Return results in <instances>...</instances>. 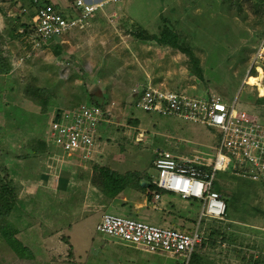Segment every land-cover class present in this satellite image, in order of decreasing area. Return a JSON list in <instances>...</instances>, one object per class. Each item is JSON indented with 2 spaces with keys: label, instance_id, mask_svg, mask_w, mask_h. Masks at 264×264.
Here are the masks:
<instances>
[{
  "label": "rangeland",
  "instance_id": "374dc122",
  "mask_svg": "<svg viewBox=\"0 0 264 264\" xmlns=\"http://www.w3.org/2000/svg\"><path fill=\"white\" fill-rule=\"evenodd\" d=\"M18 2L0 0V11L5 18L3 34L0 35V56L9 57L13 64L11 71L0 74V135L5 140L25 146L24 153L30 151L33 145L38 148V145L34 140L29 141L32 136L30 133L22 136L14 130L7 137L4 124L7 117L18 121L21 113V116L27 113V120L35 119L34 125L39 127L45 124L53 110L73 108L80 103L89 104L91 97L95 96L102 99L101 105L111 102L113 106L109 121L102 122L107 126L101 139L104 150L92 162L114 167L118 172L140 170L149 177H156L157 172L152 164L154 149H166L179 154H191L194 151L213 154L212 147L218 143L219 138L215 128L174 116L146 112L133 106L130 89L133 83L142 79L143 68L151 75L162 73L164 78L161 81L167 88L186 90L197 96L220 93L228 102L235 101L236 108L246 112L254 111L264 118V101H258V95L263 96L264 89L260 90L259 84V93L256 95L255 86L249 85L259 83L256 78H250L248 84L242 83L264 31V0H201L198 11L186 12L187 16L183 18L184 29L189 32L179 35L187 37L189 41L186 43L199 58L202 79L190 72L189 59L184 53L174 48L155 50L156 43L145 39L149 41L147 49L134 47L133 42L137 36L133 30L126 25H116L115 29L111 22L105 21V18L100 20L98 16L89 20L87 29L73 30L65 34L62 41L49 40L41 45L39 51L32 52L28 38H21L20 32H17L20 22L9 21L12 17L6 14L11 11L14 16L19 15L21 2L27 3L28 0H20V5ZM59 4H64V0H60ZM22 57L24 59L21 60ZM63 61H68L69 65H63ZM37 87L46 88L50 94L46 111L42 113L39 105L25 93L28 88L29 94H33V89ZM32 131L36 132V129ZM138 134H142V140H136ZM25 142L30 144L24 145ZM36 164L31 165L29 170L33 171L34 168L33 172H36ZM215 184L229 204L227 222L238 229L232 231L228 229L227 223L204 220L202 228L210 240L198 246L201 255L199 264H252L255 259L264 264L260 230L254 228L262 212L261 198L258 202L255 192L258 189L264 191V184L219 171L215 174ZM129 189L136 197L144 193L136 187ZM43 194L42 197L48 202L49 194ZM166 198L177 200L171 193H166ZM26 204V209L24 205L14 208L12 217L17 219V216L20 218L23 215L35 223L36 220L30 214L32 204ZM74 207L82 208V205ZM117 207L126 209V205L120 201L102 207L83 206L84 217H88V220L68 233L70 244L64 234L57 233L58 245L54 244L53 255L37 251L33 260L20 259L0 239V246L3 244L6 248L0 249V264H77L76 261L72 263L68 260L66 252H71L70 245L77 255L89 254L102 236L93 225L105 212L119 213ZM197 208L195 203L188 204L184 208L175 209L172 214L188 226L183 229L189 230L196 223ZM152 211L149 209V212ZM55 219L58 220V216ZM45 231L50 232L49 229ZM117 241L106 236L101 240L107 253L118 249L127 250L124 252L133 254L136 264H173V260L165 253L142 254V258H139V252L134 247L123 244L121 240Z\"/></svg>",
  "mask_w": 264,
  "mask_h": 264
},
{
  "label": "built area",
  "instance_id": "2783aa9c",
  "mask_svg": "<svg viewBox=\"0 0 264 264\" xmlns=\"http://www.w3.org/2000/svg\"><path fill=\"white\" fill-rule=\"evenodd\" d=\"M33 3L32 31L27 35L32 49L71 30L87 29L89 20L104 5V2L76 0L75 7L80 14L72 17L64 15L51 3L40 5L39 0ZM27 11L26 7H21L19 13ZM8 15L15 14L9 11ZM62 64L69 65V62ZM249 76L259 82L254 84L256 88L264 78V31L245 78ZM245 78L243 83L248 84ZM132 93L137 95L134 105L140 110L192 121L219 132L218 143L212 147L213 154L155 151L153 165L157 176L152 183L183 199L199 200V219L226 220V201L214 189L216 172L229 171L237 177L264 183V119L261 116L236 108L235 101L228 102L216 93L197 96L151 85L135 86ZM112 106L110 102L104 106L82 104L53 110L44 133L46 141L67 156L79 153L83 159H92L97 150L98 128L102 122L109 121ZM154 197L158 199L159 193H154ZM96 228L145 252L165 253L174 259V264H190L193 251L204 238L199 225L184 231L113 212L103 213ZM260 229L264 232V217Z\"/></svg>",
  "mask_w": 264,
  "mask_h": 264
},
{
  "label": "crops",
  "instance_id": "0c3cea01",
  "mask_svg": "<svg viewBox=\"0 0 264 264\" xmlns=\"http://www.w3.org/2000/svg\"><path fill=\"white\" fill-rule=\"evenodd\" d=\"M18 1H19L18 5H20V0ZM49 1L50 3L54 4L56 8L59 11H61L63 14L69 16L70 14L72 15V13H74L71 10V5L74 4L75 6V3L69 4L68 0H64V4L60 5L59 4L60 0H49ZM84 1L87 3L104 2L103 7L99 9L94 14V16L96 17L98 16V18L100 17V20L105 18V21L111 22L115 29H116V25H118V27L126 25L128 26V28H130V30H133L134 32L136 29H139L140 31L147 32L150 34H157L164 26H167L173 32H176L178 34L188 33L189 31L184 29L183 18L187 16L186 12L189 10H192L193 12L198 11L200 9V4H201L200 2L201 0H84ZM204 6L206 7V5ZM8 12L9 11L6 12L7 15ZM19 15L24 16L22 18L23 22L29 23V18H27L25 14H19ZM8 17L11 16L8 15ZM4 19L5 18L3 17L2 12L0 11V35L3 34ZM22 29H23L22 27H19L17 32H20ZM74 30L83 31L80 29H74ZM65 34H63L61 37L54 38L53 40L62 41V37ZM24 36H25L24 34L20 35L21 38H25ZM182 37L185 38L186 42L189 41L187 40V37L185 35ZM147 42L149 41H144L142 37H136V40L133 42V45L134 47L138 46L147 49L148 48ZM151 42L156 43V41L154 40H152ZM29 44L31 45L30 41ZM40 48L41 46L38 49H32V52L39 51ZM167 48H173V47L169 45H159L158 43L155 44V50H161ZM26 57L28 56L26 55ZM22 59L24 58L22 57L21 60ZM63 62H68V61H63ZM143 69H144L143 74L145 76L143 75L141 80H138L137 82L133 83L130 89L131 90L130 99L131 101H133L134 107H135L134 104L137 99V95L132 93V88L135 86H138L139 88H143L147 85H151L161 89L186 92V90L167 88L166 86L163 85L161 81V79L164 78L162 76L163 75L162 73H160V75L159 74L151 75L150 73L146 72L145 68ZM263 80L260 82V90L264 88ZM249 85L254 86L251 84ZM186 93L189 95H195L192 92L191 93L186 92ZM255 93L256 95H258L257 88L255 89ZM216 94H219L223 98H225V96L220 93H216ZM259 95L258 97H264V95L263 96H259ZM47 121L48 119L45 121V124L42 123L40 124L41 126L39 127L34 126L33 129H36V132H33L31 130L30 132L25 133L26 135L29 133L32 135L30 136L29 141L34 140L35 141L34 143L38 145V148L39 150H41V154H42L40 156L25 159L22 157V154H24L25 152V146L19 144L18 142L17 143L10 142L9 139L5 140L6 138L4 139V137L2 136L0 138L2 146L6 145L5 151H2L0 153L2 154L1 155L2 173L0 175L2 177L6 176L8 179L13 181L17 186L18 196H17V205L15 208L20 206L22 207V205H24V208L26 209L28 208L26 202L27 203L31 202L32 208L30 214L36 220L35 223L30 222L29 219L28 220L27 218L25 219L23 215H21L20 218L17 216L16 219L20 223L19 225L21 226L20 232L17 235L18 239L24 245H26L33 253V258L30 260H33L37 256V251L40 252L42 251L43 253L53 255L55 252V250L53 249H55V245H58L56 243L57 233L58 235L64 234L66 239L68 238L70 244V235L68 233L73 231L75 228H77V226L81 227V223L83 224L88 220V217H84L85 209L83 208V206L87 207L90 205H96L102 207L106 205L102 202L103 197L100 191L98 190V188L91 183L92 166L95 163L92 162V160H97L100 156V152L101 151L103 152L104 150L103 148L104 142L101 139L104 135V133L102 132H105L103 130L104 128L107 127L106 124L101 123L98 128L97 150L95 155L93 156L92 159H83L81 158L79 153L73 154L72 156H67L63 154L59 149L52 147L49 144V142L46 141L44 133L47 127ZM17 133H21V132H17ZM25 134L21 133L22 136H25ZM7 135H11V133L7 132L6 136ZM138 135L139 138L137 137L136 140L137 141L142 140V136H140L142 134H138ZM9 143H11L12 145L11 148L9 147L10 146ZM29 143L30 142H25L24 145ZM155 151L156 149H154V151L152 152L153 155L152 164L155 157ZM36 162H37L36 172H33L34 168L33 171H30L29 168L32 167L31 165H35ZM111 168L116 170L114 167ZM123 172L125 171H121V173ZM219 172H227L231 174L229 171H219ZM150 178L153 180L154 177L150 175ZM142 182L144 184L146 183L144 182V180ZM156 192L159 193L158 199L154 197V193ZM43 193L49 194L50 200L48 202L44 200V196L42 197V195H44ZM132 193L133 192L129 188H127L121 193H119L108 203L113 205V204H117V202L120 201L122 205H126V209H120L117 207L120 212L119 213L113 212V213L131 216L153 224L166 226V227H173L185 231L186 229H183V227L186 226V224L183 222L181 218H178L172 213L173 211H175V209H179L182 207L184 208L188 204L194 205L195 203L198 206L197 208L198 211L195 218L196 223L193 227H191L187 231H190L195 226L199 225L204 233V227L202 228V223L204 220L199 219V213L201 207L199 200L183 199L173 193L171 194L175 195L177 200H174L175 198L174 199L166 198V193H170V192H166L163 190L152 191L150 192L149 196L147 195V193L144 192L145 194L143 193L141 197L140 196L136 197V195H132ZM255 193H257L258 202H260V198H261L262 212H261V217L254 228L260 230L259 231V235L261 234L260 244L261 246L262 245L264 246V232L260 229L264 217V191L258 189ZM226 204L228 209L229 206L228 202H226ZM76 205L78 206L82 205V208L74 207ZM114 206L116 207V205ZM144 209H148V210L143 211ZM149 209H152L153 211L149 212ZM57 216H58V220L55 219ZM76 216H80L81 218L76 219L75 218ZM100 219L101 216L98 221L94 220V222L95 221L96 222L93 225V228L96 231H98L96 226L99 223ZM218 222L227 223L229 230L236 231L238 229V227H234L232 224H229L227 220L218 221ZM47 229H49L50 232H46L45 230ZM105 236L108 238L110 237L105 234H102L100 238V242L95 244L96 245L95 249H92V251L89 254L77 255L74 253V250L70 245L71 252L70 253L66 252V254L69 255L68 260H70L72 263L73 261H76L77 264L80 263L81 264L82 263L83 264H131L135 262L136 258L133 254L130 255L124 252L127 250L118 249L116 251L112 250V252L107 253L106 249L102 246V242H101L102 238H104ZM206 238L208 237L205 236L204 234L203 240H205ZM114 240L117 241L118 239L114 238ZM117 242H120V240H118ZM122 243L134 247L131 244H127L124 242ZM134 248L139 252V258H142V254L143 255L161 254V253H149L140 250L139 248L136 247ZM0 249L3 250L6 248L3 246V244H1ZM166 256L172 259L174 264V259L168 255ZM136 262L134 264H136Z\"/></svg>",
  "mask_w": 264,
  "mask_h": 264
},
{
  "label": "trees",
  "instance_id": "16d2710c",
  "mask_svg": "<svg viewBox=\"0 0 264 264\" xmlns=\"http://www.w3.org/2000/svg\"><path fill=\"white\" fill-rule=\"evenodd\" d=\"M75 1L76 0H68L69 4L75 3ZM21 3H22L21 7L28 6L27 8L29 11L26 17L29 18V23L22 21V18L24 17L22 15L13 16L12 18H9L10 19L9 21L11 22L19 21L20 25L18 27L23 28L22 29L23 31L20 32L19 34L20 35L24 34L25 36H27V34L32 31L30 26V19L34 14V5H33L34 3L33 0H28L27 3L26 2H21ZM46 3L48 4L50 3V1L39 0L40 5ZM71 10L74 13H72V15L70 14L69 16H73V15L76 16L80 14V10L75 8L74 4L71 5ZM135 35L137 37H142V39L145 40H154L159 45H169L174 49H177L180 52L184 53L189 59L190 72L199 79L203 78V71L200 65L199 58L195 55V53L193 52L192 48L188 45V43H186L185 38L180 36L178 33L173 32L167 26H164L157 34H150L147 32L140 31L139 29H136ZM12 69L13 67L10 58L9 57L3 58L0 56V74L7 73ZM29 90L30 89L26 88L25 91L26 95L27 96L30 95L31 99L34 100L37 103V105H39V107L41 108L40 110L41 113L45 112L50 98V94L47 92V89L43 87L34 88L33 94H29ZM91 98L92 99L89 103L90 105L104 106L101 105L102 99L96 98L95 96H92ZM263 100L264 97L258 98L259 102ZM79 105L82 104L80 103L77 106ZM21 114H20L21 118L18 121L11 119L10 116L6 118L7 120L6 123L4 124L7 127L6 131L8 133H12L14 130L16 132L27 133L33 129V127L35 126L34 125L35 119L27 120L29 115L26 113L25 115L21 116ZM12 120L15 121V123ZM1 136L3 137L2 134L0 135V138ZM5 147L6 146L4 145L2 146L0 139V153L2 151H5L6 149ZM40 155H42L41 150H39V148L33 145L30 151L22 154V157L26 159ZM143 180L146 183L144 185H141L140 182H142ZM91 183L95 185L100 191L103 197L102 202L104 204H108L119 193L131 187H136L140 191L147 193L148 196L152 191L155 190L161 191V189L157 188L152 183V179L148 175L143 174L140 171L133 170V171H125L121 173L112 169L110 166L100 165L97 163H94L92 166ZM214 189L220 193L219 188L217 187V184H215V182H214ZM17 196H18V189L16 184L10 179H8L6 176L5 177L0 176V239L3 240V242L16 255V257L24 260L25 259L30 260L33 258V253L26 245H24L18 239L17 235L20 232L21 226L19 225L20 223L12 217V211L17 205ZM209 240H210L209 237L203 240L202 243L199 245V247H201L202 244L209 242ZM199 249L200 248L197 247L196 250H194V252L192 253L190 264H199V260L201 258ZM252 264H260V261L255 259Z\"/></svg>",
  "mask_w": 264,
  "mask_h": 264
},
{
  "label": "bare ground",
  "instance_id": "6f19581e",
  "mask_svg": "<svg viewBox=\"0 0 264 264\" xmlns=\"http://www.w3.org/2000/svg\"><path fill=\"white\" fill-rule=\"evenodd\" d=\"M247 78H248V79H246V81L248 82L250 78H254V77H253V76H249V77H247ZM257 90H258V87H257ZM258 93H259V91H258Z\"/></svg>",
  "mask_w": 264,
  "mask_h": 264
},
{
  "label": "water",
  "instance_id": "95a60500",
  "mask_svg": "<svg viewBox=\"0 0 264 264\" xmlns=\"http://www.w3.org/2000/svg\"><path fill=\"white\" fill-rule=\"evenodd\" d=\"M140 184H141V185H144V183H143V182H140Z\"/></svg>",
  "mask_w": 264,
  "mask_h": 264
}]
</instances>
